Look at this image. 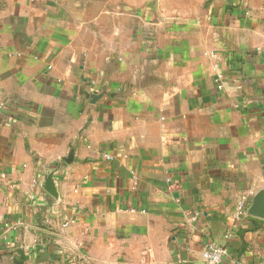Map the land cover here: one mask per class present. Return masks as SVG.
<instances>
[{
  "label": "crops",
  "instance_id": "1",
  "mask_svg": "<svg viewBox=\"0 0 264 264\" xmlns=\"http://www.w3.org/2000/svg\"><path fill=\"white\" fill-rule=\"evenodd\" d=\"M1 103L0 264H264V0H0Z\"/></svg>",
  "mask_w": 264,
  "mask_h": 264
},
{
  "label": "built area",
  "instance_id": "2",
  "mask_svg": "<svg viewBox=\"0 0 264 264\" xmlns=\"http://www.w3.org/2000/svg\"><path fill=\"white\" fill-rule=\"evenodd\" d=\"M5 106V104H0V109L3 108ZM106 158H110L108 156L105 155ZM49 173V171L45 172L43 174L42 179L40 180H36L35 181V186L41 187V185L43 184L46 175ZM32 202L36 205V207H39V209H42L43 207H45L46 203L43 200V198L41 199V197H34L32 196ZM246 214V211L243 207L242 204H240L237 207V212H236V218H240L243 217ZM66 225V224H65ZM226 253V249L223 246H219L217 244L214 243H208L205 248L202 251V260L205 264H221L222 261V257L223 255Z\"/></svg>",
  "mask_w": 264,
  "mask_h": 264
},
{
  "label": "water",
  "instance_id": "3",
  "mask_svg": "<svg viewBox=\"0 0 264 264\" xmlns=\"http://www.w3.org/2000/svg\"><path fill=\"white\" fill-rule=\"evenodd\" d=\"M45 191H47L50 195L56 197L57 194L54 188V180L52 172H49L46 175V178L42 184ZM248 213L260 219H264V189L260 190L252 200L250 207L248 208Z\"/></svg>",
  "mask_w": 264,
  "mask_h": 264
}]
</instances>
